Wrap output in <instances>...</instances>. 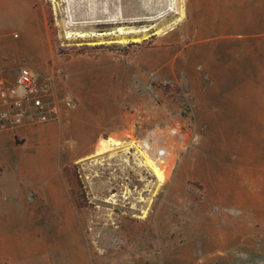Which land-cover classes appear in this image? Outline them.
I'll return each mask as SVG.
<instances>
[{
    "label": "rangeland",
    "instance_id": "obj_1",
    "mask_svg": "<svg viewBox=\"0 0 264 264\" xmlns=\"http://www.w3.org/2000/svg\"><path fill=\"white\" fill-rule=\"evenodd\" d=\"M39 5L60 88V62L74 58L112 60L130 72L131 88L118 145L97 152L104 135L93 155L74 162L69 154L90 151L89 134L61 135L51 146L66 159L28 156L13 185L0 184V264H264V96L237 95L233 58H225L232 46L217 38L194 46L185 0ZM7 26L0 36L18 41L17 25ZM202 50L213 58L198 57ZM15 58L39 70L27 51ZM148 61L155 68L139 65ZM105 116L81 126L108 129ZM9 137L0 133L1 153ZM143 141L154 145V169L140 154ZM37 142L14 149L28 153Z\"/></svg>",
    "mask_w": 264,
    "mask_h": 264
},
{
    "label": "crops",
    "instance_id": "obj_2",
    "mask_svg": "<svg viewBox=\"0 0 264 264\" xmlns=\"http://www.w3.org/2000/svg\"><path fill=\"white\" fill-rule=\"evenodd\" d=\"M185 13L184 30L186 36L196 42L194 46H213L214 38L222 41L221 46H232V56L225 58H233L237 95L264 96V0H185ZM9 24L17 25L21 37L14 41L0 36V78L12 81L18 68L26 67L19 64V58L15 57L27 51L39 70L26 68L40 78L49 79L55 97L60 98L65 92L74 104L66 106L58 99L59 115L56 121L0 131L10 134V147L5 153L0 152V184H4L6 189L13 185L18 162L28 156L38 153L40 156L54 155L66 159L65 153L51 146L57 143L61 135L69 134L77 139L83 132L89 134L90 151L81 156L69 154L68 159L74 162L93 155L102 136L119 138L124 129L120 127L124 115L121 110L123 90L129 92L131 88L130 72L112 60L101 58H74L60 62L65 71L63 88H60L52 79L51 65L56 63L57 58H52L53 51L39 0H0V30L10 31ZM196 54L200 58H213L207 56L204 50ZM148 57L161 58V55ZM139 65L151 69L157 64L156 61H148ZM115 70L122 71L116 74ZM96 82L104 84L97 88L93 86ZM116 114L118 117H115ZM103 115H107L105 117L110 122V128L97 130L81 126L83 118L87 120L90 116L97 122ZM34 140L38 141V146L29 149L28 153L14 149Z\"/></svg>",
    "mask_w": 264,
    "mask_h": 264
},
{
    "label": "built area",
    "instance_id": "obj_3",
    "mask_svg": "<svg viewBox=\"0 0 264 264\" xmlns=\"http://www.w3.org/2000/svg\"><path fill=\"white\" fill-rule=\"evenodd\" d=\"M62 102L71 105L68 98ZM58 115L59 105L49 79L26 67L18 68L12 81L0 78V131L56 121Z\"/></svg>",
    "mask_w": 264,
    "mask_h": 264
},
{
    "label": "bare ground",
    "instance_id": "obj_4",
    "mask_svg": "<svg viewBox=\"0 0 264 264\" xmlns=\"http://www.w3.org/2000/svg\"><path fill=\"white\" fill-rule=\"evenodd\" d=\"M136 32V31H135ZM118 141L112 139V138H108L106 141H104L102 143V146L101 147H98L97 149V152H100V151H104V150H108L110 149L112 146H115V145H118ZM152 146V145H151ZM154 146V145H153ZM152 146V147H153ZM152 147L150 148L149 144L147 143V141H143L142 142V148H143V151H141V155H143V159H144V164L146 166H148L149 168L151 169H154L155 168V163L153 161V156L152 154L154 153L153 152V149ZM148 151V153H145L144 151ZM156 153H157V157H160L161 154H164L163 151L161 150H156ZM155 153V154H156ZM165 155V154H164Z\"/></svg>",
    "mask_w": 264,
    "mask_h": 264
},
{
    "label": "trees",
    "instance_id": "obj_5",
    "mask_svg": "<svg viewBox=\"0 0 264 264\" xmlns=\"http://www.w3.org/2000/svg\"><path fill=\"white\" fill-rule=\"evenodd\" d=\"M47 25H48V23H47ZM53 43H54L55 51H56L57 53H61L60 50H59V48H58L59 41L56 40V39H53Z\"/></svg>",
    "mask_w": 264,
    "mask_h": 264
}]
</instances>
